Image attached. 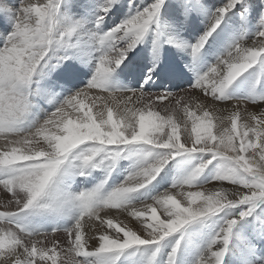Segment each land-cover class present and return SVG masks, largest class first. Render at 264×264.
Here are the masks:
<instances>
[{
	"label": "snow or ice",
	"instance_id": "1",
	"mask_svg": "<svg viewBox=\"0 0 264 264\" xmlns=\"http://www.w3.org/2000/svg\"><path fill=\"white\" fill-rule=\"evenodd\" d=\"M0 264H264V0H0Z\"/></svg>",
	"mask_w": 264,
	"mask_h": 264
},
{
	"label": "bare ground",
	"instance_id": "2",
	"mask_svg": "<svg viewBox=\"0 0 264 264\" xmlns=\"http://www.w3.org/2000/svg\"><path fill=\"white\" fill-rule=\"evenodd\" d=\"M203 99V98H202Z\"/></svg>",
	"mask_w": 264,
	"mask_h": 264
}]
</instances>
